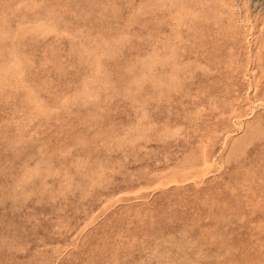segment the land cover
I'll return each mask as SVG.
<instances>
[{
	"label": "rangeland",
	"instance_id": "374dc122",
	"mask_svg": "<svg viewBox=\"0 0 264 264\" xmlns=\"http://www.w3.org/2000/svg\"><path fill=\"white\" fill-rule=\"evenodd\" d=\"M263 55L264 0H0V264H264Z\"/></svg>",
	"mask_w": 264,
	"mask_h": 264
},
{
	"label": "bare ground",
	"instance_id": "6f19581e",
	"mask_svg": "<svg viewBox=\"0 0 264 264\" xmlns=\"http://www.w3.org/2000/svg\"><path fill=\"white\" fill-rule=\"evenodd\" d=\"M234 21V20H233ZM235 30V29H234ZM264 56V55H263Z\"/></svg>",
	"mask_w": 264,
	"mask_h": 264
}]
</instances>
